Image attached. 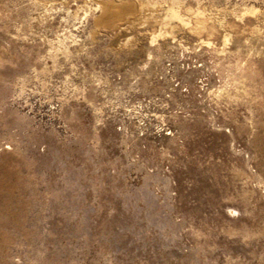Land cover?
<instances>
[{"label":"rangeland","instance_id":"1","mask_svg":"<svg viewBox=\"0 0 264 264\" xmlns=\"http://www.w3.org/2000/svg\"><path fill=\"white\" fill-rule=\"evenodd\" d=\"M0 264H264V0H0Z\"/></svg>","mask_w":264,"mask_h":264}]
</instances>
